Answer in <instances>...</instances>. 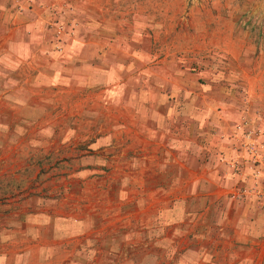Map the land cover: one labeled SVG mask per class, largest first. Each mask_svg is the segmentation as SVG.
<instances>
[{"label": "rangeland", "instance_id": "rangeland-1", "mask_svg": "<svg viewBox=\"0 0 264 264\" xmlns=\"http://www.w3.org/2000/svg\"><path fill=\"white\" fill-rule=\"evenodd\" d=\"M39 3L14 7L45 42L0 70V231L97 206L45 264H138L155 237L140 264H264V0Z\"/></svg>", "mask_w": 264, "mask_h": 264}, {"label": "crops", "instance_id": "crops-1", "mask_svg": "<svg viewBox=\"0 0 264 264\" xmlns=\"http://www.w3.org/2000/svg\"><path fill=\"white\" fill-rule=\"evenodd\" d=\"M17 3H20L24 8L26 7L25 9H28V11L34 10L35 6L41 3H39V0H0V70L5 71V68L9 70L13 74L14 81L16 80L19 83L22 78L20 72L24 70L22 68L23 63L31 55L30 47L32 45L34 47L39 41H42V43L45 41L42 38V32H38L37 20L31 19L29 12L28 16L26 14L20 15L15 11L14 6ZM21 28H24L22 38L20 37ZM83 38L84 36L80 35V43L73 44V47H82L84 44ZM67 56L71 57L72 55L67 54ZM4 58H8L11 61L7 65L12 67L9 66L10 68H8L4 64ZM93 67L101 70L97 65ZM54 74V71H52L50 77L52 78ZM14 83H11L10 86L15 87ZM30 85H33V80ZM204 120L205 118L200 124H203ZM103 180L108 186L105 189H112V192H114L115 187L109 185L110 176H104ZM75 182L78 184L77 181ZM117 184L119 183L117 182ZM96 207L92 208V214H88L87 217L90 219L85 216L74 218L73 214H71V208H66L65 212H60L61 216L60 214L53 215L51 214L52 212L49 213L47 211L45 213L46 217L43 219V215L29 212L27 215H32L33 217L23 222L22 230L18 232L13 230L14 233L12 230L0 231V264H45L48 258L64 253L66 247L72 245L71 243L76 240V244L71 248L72 252H70V255H72L74 250L79 246L81 248L87 240V238L80 239L79 236L84 235L85 232L93 227L92 223L96 222V217L94 216L97 215ZM136 221L133 223H136ZM61 247L65 249H61ZM71 257L64 258L59 264H76L79 261ZM84 261L80 256V263Z\"/></svg>", "mask_w": 264, "mask_h": 264}, {"label": "trees", "instance_id": "trees-1", "mask_svg": "<svg viewBox=\"0 0 264 264\" xmlns=\"http://www.w3.org/2000/svg\"><path fill=\"white\" fill-rule=\"evenodd\" d=\"M157 239H158L157 237L152 239V240H154L153 242H155V244L152 242V245L151 244L146 245L147 242L149 241V239L145 240L144 244H143V242L141 244H139V242L138 243L134 242L133 252L131 254L132 259H134V261H136V262H138V264H140L142 256H144L146 254V249H148V248L153 249V251L147 253V255H150V256L152 254L158 255L160 253V251L157 249V246H155ZM147 255H145V256H147Z\"/></svg>", "mask_w": 264, "mask_h": 264}, {"label": "built area", "instance_id": "built-area-1", "mask_svg": "<svg viewBox=\"0 0 264 264\" xmlns=\"http://www.w3.org/2000/svg\"><path fill=\"white\" fill-rule=\"evenodd\" d=\"M61 29H62V26H58V28H57V33L58 34L61 33Z\"/></svg>", "mask_w": 264, "mask_h": 264}]
</instances>
